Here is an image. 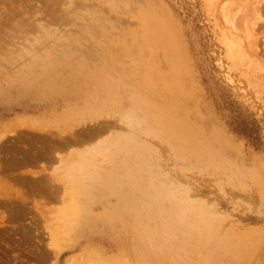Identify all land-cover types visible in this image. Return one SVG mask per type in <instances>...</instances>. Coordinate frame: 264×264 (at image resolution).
I'll return each instance as SVG.
<instances>
[{
	"label": "rangeland",
	"instance_id": "1",
	"mask_svg": "<svg viewBox=\"0 0 264 264\" xmlns=\"http://www.w3.org/2000/svg\"><path fill=\"white\" fill-rule=\"evenodd\" d=\"M137 1L141 4L138 5ZM137 1L0 0V183L4 185V190H0V264H107L106 261L110 259L115 264H209V255L214 252L206 246L209 241L208 232L212 227L209 215L211 207L219 218L218 235L231 232L244 238L247 236L246 243L251 242L257 250L252 256V263L264 264V0ZM238 4L245 5V8L242 7L244 10ZM155 6L160 7V12H167V18L173 23V27L168 25L177 38V44L173 47L178 53L169 55L172 52V42L165 38L160 49L151 44L147 36L152 29L144 30L139 24L137 15L142 10L155 9ZM236 7L239 11L242 10L241 13H236ZM252 8L254 12L249 15ZM255 10H258L260 17L256 16ZM160 16L162 20L161 13ZM230 21L235 22L238 32ZM144 31L146 34L143 35ZM229 33L237 36L241 44L243 55L239 63H233L229 59L225 37ZM165 50L166 55L163 54ZM138 53L142 57L146 55L148 60L154 57L155 63H151L154 71L148 78H162L165 82L163 89L161 84L153 85V103L156 104L154 110L161 111L163 116L157 119L147 115L148 119H144L147 125L143 124L150 127L145 128L146 130L142 127L145 132L152 131L154 135L159 129L162 131L153 138L152 133L151 136H143L141 133L139 124L143 119L133 117L138 112H132V121L136 120V123L133 121L132 124V121L129 122L131 119L128 120L131 117L129 110H134L132 108L135 106L133 100L128 99V91H135L131 93V97L132 94L137 96L134 100L139 106L135 108L142 107L139 117H144L143 111H148L143 108L144 101L147 100L150 104L148 92L142 86L144 74L141 72L144 70L139 66L144 64L136 58L140 56ZM172 64L174 67H183V77L178 80L184 91L183 107L192 127L204 131V135L207 134L213 141L217 140L216 130L234 139L238 147L224 150L228 160L244 173L252 169L255 177L246 175L238 181L231 179L229 167L230 170L215 172L219 173L216 176L214 171H209L212 166L203 162L196 164L198 168L200 165L210 168L199 170L192 164L194 169H188L187 166L191 164L183 159L186 165L178 150L172 147L174 145L170 146L166 135L176 131L179 102L182 98L178 94L179 89L175 87L176 75ZM52 67L56 71H49ZM138 67L142 68L138 73L142 76L133 77L134 71L130 73V70L134 68L136 73L139 71ZM117 99L122 105L117 103ZM108 101H111L109 105ZM89 105L101 109V113L95 118L99 121H95L96 125H93L98 127L111 124L115 128L110 129L111 135L115 137L117 133L116 138L120 137V140L110 138V133L107 132L105 134L110 138L107 140L110 144L115 141V147L106 142L107 136L103 140L109 146L98 139L99 144H105L106 148H101L100 145L99 148L97 142L90 146V149H94L97 145L94 150H98L95 153L92 151L91 157H105L110 147L114 158L112 164L105 161L98 163L102 172H107L96 174L94 179L100 181L91 185L92 190L86 189L88 185L81 189H68L64 183L68 181V172L66 174L63 170L62 174L56 173L57 171L52 170V162L40 161L35 163L37 167L34 163L35 166L10 164L13 159L24 154L23 151L33 152V145L36 148L40 146L41 137L45 138L44 134L45 139L49 136L53 140L68 136H61L60 128H43L49 122H42L41 119H56L62 123L71 121L74 116L70 118L64 109H81ZM126 110L130 116L128 118ZM32 121L37 122L35 124L43 130L37 132L32 128ZM21 122H27V127L16 129L12 134V126ZM92 123L94 122L87 124ZM87 124L78 129H89L86 128ZM93 125L89 127L95 128ZM136 125L139 128H134ZM151 127L156 131L153 128L150 130ZM47 130L51 133L54 131L53 136ZM7 132L9 136L12 135L7 137ZM34 133L44 134L37 135V138ZM32 136L40 139V144ZM135 138L136 141H132ZM143 142L146 145L148 143L154 154L157 152L159 156H150L156 157L153 159L147 156L150 162L147 159L144 161V155L148 154L145 152L151 151ZM141 144L143 146L139 147ZM215 145L218 146L216 142ZM81 149L84 151L85 148ZM129 149L130 154L127 151ZM20 151L23 153L20 154ZM74 152L71 153L75 158ZM66 153L64 155L68 158ZM172 154H177L180 158L175 155L176 159ZM59 155L55 154L58 159L62 156ZM58 159L56 164H59ZM148 162L158 170L152 168L149 171L148 167L151 165ZM182 166H186L185 169ZM40 171L42 174H37ZM181 173L185 175L182 177ZM29 174H32L31 179ZM160 175H163L162 180ZM38 177H43V181L47 178V188L52 187L51 184L56 187H52V192L58 193H55L57 198L49 200L46 193L50 189L37 183L32 184L31 180L34 182ZM64 177L66 179H62ZM52 178L59 184H54ZM112 178L116 183L103 182ZM164 178L168 180L167 184L175 183L174 187H180V190L183 188V194L177 188L178 191L174 188L173 194V186L168 187ZM216 178L225 187H218ZM40 179L38 180L41 181ZM133 179L136 181L134 184ZM10 180L14 182L11 183ZM85 180L91 181L89 178ZM191 182L196 189L192 190L186 185ZM60 186L67 190H62ZM57 188H60L59 191ZM63 192H66L65 197ZM177 192L187 198L183 200L185 197L182 196L180 200ZM228 193L233 197L230 195L229 198ZM224 194L227 199L221 198ZM20 200H24L26 206L22 201L21 206ZM5 201H9L8 204L12 201L15 209L10 208L12 202L8 207ZM16 201L19 202L18 205L15 204ZM206 206L209 207L208 210ZM11 211L14 215L10 214ZM242 212L246 215H242ZM253 216L256 217L255 220ZM149 229H154L156 237L148 236ZM196 230H200V235ZM228 261L231 260L225 255L215 264H227Z\"/></svg>",
	"mask_w": 264,
	"mask_h": 264
},
{
	"label": "bare ground",
	"instance_id": "2",
	"mask_svg": "<svg viewBox=\"0 0 264 264\" xmlns=\"http://www.w3.org/2000/svg\"><path fill=\"white\" fill-rule=\"evenodd\" d=\"M137 1V0H136ZM144 1V0H143ZM240 1V0H239ZM244 1V0H243ZM242 1V2H243ZM58 2V1H57ZM245 2V1H244ZM136 3H138V1L136 2ZM146 3H147V1H146ZM241 3V2H240ZM139 4H141V3H138V5ZM243 4V3H242ZM242 4L241 5H239L240 7H241V9L242 10H244L242 7H244V6H242ZM238 5H237V7H238ZM8 6V5H7ZM10 7V6H9ZM156 8L155 9H148V10H142L141 12H140V14H138L137 15V18H138V20H139V24L140 25H142L144 28H142V29H144V30H150V29H152L151 30V32L149 33V35L147 36V38L149 39V41H151L152 43L151 44H153L154 46H156V47H159V49L161 48V43L163 42V40H164V38L165 39H167V41H169V42H172L171 43V45H172V52L170 51L169 52V55H171L172 53L174 54V53H178L176 50H175V47H173L175 44H177V38L173 35V33L171 32V29H170V27H169V25L170 26H172L173 27V23H170V19H168L167 18V16H166V14H167V12H160L159 11V6H155ZM236 7V8H237ZM12 8V7H11ZM235 8V9H236ZM239 8V7H238ZM236 9V10H238V12H236L235 10H234V12H236V13H239L240 11H242V10H240L239 11V9ZM245 8V7H244ZM114 9H115V7H114ZM158 9V10H157ZM260 9V8H259ZM252 12L250 11V13H249V15L251 14V13H253L254 12V8H252ZM257 11L258 10H255V12H256V16L258 15V13H257ZM160 13L162 14V20H161V16H160ZM166 13V14H165ZM241 13V12H240ZM261 14H263L262 12H261ZM168 15V14H167ZM235 15V14H234ZM238 15V14H237ZM252 15V14H251ZM258 17H260L259 15H258ZM96 18H98V17H96ZM237 17H235V19H236ZM255 18V17H254ZM99 19V18H98ZM228 19V18H227ZM234 19V20H235ZM264 19V18H263ZM169 20V21H168ZM233 20V21H234ZM233 21H230V23H231V25H233V28H234V30L236 31V32H238V29H237V27L235 26L236 24H235V22H233ZM263 21V20H262ZM240 23H241V21H240ZM255 23H257L256 21H255ZM254 23V24H255ZM169 24V25H168ZM252 24V23H251ZM263 25L264 24H262V27H263ZM252 26L254 27V25L252 24ZM258 26V25H257ZM246 27V26H245ZM255 27H256V25H255ZM254 27V28H255ZM260 27V26H259ZM264 28V27H263ZM252 29V28H251ZM257 29V28H256ZM253 30V29H252ZM241 31V30H240ZM255 31H257V30H255ZM144 33L146 34V32L144 31L143 32V35H144ZM226 40H227V51H228V53H229V59L233 62V63H239V61H240V59H241V57H242V48H241V44H240V42L238 41V37L237 36H234L233 34H231V33H229V34H227L226 36ZM251 39H253L252 37H250ZM1 40V39H0ZM259 41V40H258ZM262 42V41H261ZM149 43V42H148ZM258 45V44H257ZM257 45H255V47L257 46ZM264 45V44H263ZM262 45V46H263ZM141 46V45H140ZM152 46V45H151ZM260 46V45H259ZM254 47V46H253ZM254 47V48H255ZM260 48V47H259ZM138 49V48H137ZM137 49H134V50H136L137 51ZM152 49V48H151ZM257 50V49H256ZM166 51L167 50H165L164 51V55H166ZM143 52V51H142ZM146 52V51H145ZM257 52V51H256ZM260 52H261V49H260ZM144 53V52H143ZM168 53V52H167ZM145 54V53H144ZM258 54V53H257ZM133 55V54H132ZM140 55V56H139ZM138 56L139 57H137L136 56V58H139L138 60L139 61H141V62H143V64H144V66L143 65H138L137 64V66H139V67H143V72H141L142 74H144V76H143V80L144 81H142L143 82V88L148 92V96L150 97L149 98V102H150V104L147 102V100H145L144 101V103H145V106H143V108L144 109H146V110H148V111H143V115H144V117L142 116V113H141V115L140 116H142V117H139L138 116V113L139 112H141L140 111V109L142 108H140V109H138L137 107L139 106H137V104H136V102H135V100L134 99H136L137 98V96L135 97L134 96V94H132V97H131V93L132 92H134L135 93V91H132L131 92V90L130 91H128L129 92V96L130 97H128V99L130 98V101H132L133 100V103L135 104V106H137L136 108H135V106L132 108V109H134V110H129L131 113H130V116H129V113H128V111L126 112V115H128L127 116V118L128 117H130L128 120H130L129 122L131 123V121H132V119H133V117H134V119H139V120H141V119H143V122H142V124L144 123L145 125H147V123H145L146 121V119H148L147 118V115H149V116H153V117H155V118H161L162 116H163V113L161 114L160 112H157L156 110H154V107H155V105L156 104H154L153 103V95H154V87H153V85H155V83L156 84H161V89H163V87H164V85H165V82H164V80L161 78H158V79H156V78H152V77H149L148 78V76L149 75H151L150 73L152 72L153 73V71H154V68L152 67V65H151V63L153 64V63H155V61H154V57H151V58H149V60L148 59H146V55L144 56V57H142L141 56V53L139 54L138 53ZM262 56V55H261ZM173 57V56H172ZM133 58H134V56H133ZM132 58V59H133ZM161 60V59H160ZM159 61V60H158ZM160 63V62H159ZM131 64H132V62H131ZM142 64V63H141ZM127 67V66H126ZM128 67H129V65H128ZM138 67V69H139V71H137L136 73H135V69L134 68H132L131 70H130V73H131V71L133 72V77L134 76H142V75H140V74H138L139 72H140V70L142 69V68H139ZM166 67L169 69V66L168 65H166ZM172 67H174V64H172ZM167 68H165V69H167ZM127 69V68H126ZM129 70V69H128ZM163 70V69H162ZM49 71H52V72H54V71H56L55 69H53V67L52 68H50L49 69ZM142 71V70H141ZM168 71V70H167ZM169 71H170V69H169ZM173 72H174V74L176 75V82H175V87L176 88H178L179 89V95L182 97L181 98V100H180V102H179V107H180V113H179V115H178V123H177V128H176V131H174V132H171V135H166V137H167V141L170 143V146H171V144H173L174 146H172V147H175L177 150H178V152L180 153L179 155H180V157H181V160L184 162V160L186 161V162H188L189 164H191V166H187V168L188 169H194V167H192V164L194 165H196L197 163H200L201 164V162H203V163H205L206 165H211L212 166V169L211 170H209L210 172H212V171H214V173L215 172H218V171H221V170H233V171H231L230 170V173H231V179L233 178V179H236L237 181H238V179H240L242 176H246V175H248V176H250V178H252V177H255V174L251 171V170H249V171H247V172H242V170L240 169V168H237V167H235L234 165H233V163H231L229 160H228V158H227V156H226V154H225V152H224V150L225 149H228V148H230V147H233V148H237L238 146H237V142L234 140V139H232L231 137H229V136H227L226 134H224V133H222V132H220V131H215V137L217 138V140H215V141H213V139H211V138H209L208 137V135L206 134V136L204 135V131H201V130H197V129H194L193 127H192V125H191V123L189 122V120H188V114H187V111L184 109V107H183V105H184V101H183V96H184V91H183V89H181V83H180V81L178 80V79H181L182 77H183V67L182 66H176V67H174L173 68ZM126 73V72H125ZM129 73V75H131L132 76V74H130ZM135 73V74H134ZM124 74V73H123ZM128 74V73H127ZM130 76V77H131ZM121 77H124V76H121ZM128 79V78H127ZM123 80L124 79H122V82H123ZM138 80V79H137ZM116 80H114V82H115ZM128 81H129V79H128ZM125 82V81H124ZM130 82V81H129ZM109 83H111V82H109ZM125 83H127V82H125ZM135 84H137V83H135ZM134 84V85H135ZM189 84V83H188ZM122 85H124V83L122 84ZM126 86H127V84H125ZM133 85V86H134ZM140 85V84H139ZM125 86V87H126ZM136 86V85H135ZM128 89V88H127ZM127 96V95H126ZM133 96L135 97V98H133ZM140 97H141V95H140ZM133 98V99H132ZM109 99V98H108ZM92 100H93V98H92ZM118 100V102L117 103H119L120 104V102H119V99H117ZM140 100V102L142 101L141 99H139ZM109 103H108V105L111 103V101H108ZM107 103V102H106ZM105 103V104H106ZM133 103L131 102V105L133 106ZM139 103V102H138ZM143 103V102H142ZM115 104V103H114ZM91 105H92V103H91ZM91 105H89V106H87V107H85V108H81V109H79V108H69V109H64L65 111H67V115H70V118L71 117H73V119L71 118V121L70 120H66L64 123H62L61 121H59V120H56V119H49V120H44V119H41V121L43 122V121H47V122H49L48 124H45V125H43V128H47V127H51V128H60L59 129V134H61V136L62 135H68V136H66V137H64V139H62V137H61V139H58L56 136V138L57 139H49L48 137L49 136H47V139H45L46 138V135L44 134V136H45V138H43V137H41L42 139H41V141H42V144L40 145V146H37V148H36V146H34L33 145V148H35L34 150H33V152H29L28 153V151H26V153H25V151H23L24 152V154H22V155H20L21 153H23V152H19L20 154V156H18L16 159H13V163H11L10 162V164H12V165H19V166H23V165H34L35 163L36 164H38V162H40V161H45V163L46 162H52L53 163V171H57L56 173H60L61 172V174H62V171L63 170H65V171H63V172H65L66 174H67V172H68V175H69V177H68V181H64V183L65 184H67L66 185V187L68 188V189H81V188H83L85 185L87 186V188L86 189H88V190H92L93 189V187L91 186V185H93V184H96V183H98V181H100V180H95L94 178H96V174H101V173H106L107 172V170H105V171H103L102 172V168L99 166V164L98 163H100V162H103V161H105L106 163H108V164H112V162L114 161V158H113V155H112V152L110 151L111 150V148L109 147V149L110 150H108L109 152L107 153V155L105 156V157H102V158H99V159H97V157L95 158V157H91V156H93V154H92V151H94L93 153H95V151H98V150H94L96 147H97V145L99 146H101V148H106L107 146H109V145H107L106 144V142L107 143H109V139L111 138V137H113L114 135H111V133L109 132L110 131V129L111 128H114V127H111L112 125L110 124V126L109 125H104V126H98V127H96L95 125V118H96V116H98L100 113H101V109H98V108H96V107H92ZM107 105V106H108ZM116 105V104H115ZM120 105H122V104H120ZM117 106V105H116ZM136 109V110H135ZM138 109V110H137ZM111 110V109H110ZM133 111H136V112H138L137 113V115H135L136 113H134V115L135 116H133L132 115V112ZM103 114V113H102ZM140 114V113H139ZM133 116V117H132ZM139 118H138V117ZM55 117V116H54ZM137 117V118H136ZM104 117H101V119H103ZM154 118V119H155ZM145 119V120H144ZM98 121H99V119H97ZM106 120V119H105ZM108 120V119H107ZM91 123V122H94V123H92V124H87V123H89V122ZM98 121H96V122H98ZM104 121V120H103ZM133 121H135V123H136V120H133ZM133 121H132V124H133ZM145 121V122H144ZM37 122H40V120L39 121H37ZM37 122H35V123H37ZM102 122V121H101ZM105 122V121H104ZM140 121H138V123H139ZM141 122H140V124H139V127H140V129H141V133L143 134V136L145 135V136H151L152 135V138L154 137V136H156V133H157V135H159V133L160 132H162L160 129H159V132H154L155 133V135L152 133V131H150L153 127H151L150 128V130H148V131H150V132H145L143 129H142V127L144 126V129L145 128H147V126H145L144 124L141 126ZM27 123V122H26ZM26 123L25 122H21V123H18L17 125H15V126H12V131H11V133L13 134L14 133V131L16 130V129H21V128H26L25 127V125H26ZM34 123V121H32L31 122V124H33V125H31V126H34V127H32V128H34V129H36L37 130V132L38 131H42L43 130V128H40L38 125H36ZM108 123V122H107ZM137 123V124H138ZM154 123V122H153ZM158 123H160V121L158 120ZM13 124V123H12ZM11 124V125H12ZM54 124H56V126H52V125H54ZM86 124H87V126L88 127H86V128H89V129H86L85 131H80V129H78L79 127H81V126H83V125H85L86 126ZM93 124H95V125H93ZM89 125L92 127V125L93 126H95V128L93 127V128H90L89 127ZM102 125H103V123H102ZM118 125V124H117ZM149 125V124H148ZM85 126H84V128H85ZM133 125H131V127H132ZM10 127V126H9ZM116 127V126H115ZM137 125H136V127L134 126V128H139ZM150 127V126H149ZM148 127V128H149ZM29 128V127H28ZM32 128H30V129H32ZM38 128V129H37ZM147 128V129H148ZM155 128V127H154ZM154 128H153V130H154ZM14 129V130H13ZM80 131H78V130ZM83 129V128H82ZM115 129V128H114ZM117 129H119V127L117 128ZM131 129V128H130ZM133 129V128H132ZM131 129V130H132ZM77 130V131H76ZM131 130H129V132H131ZM146 130V129H145ZM47 131H49L50 133H51V131L50 130H47ZM113 131V130H112ZM143 131L145 132V134L143 133ZM154 131H156V130H154ZM10 132V131H9ZM16 132V131H15ZM20 132H22V131H20ZM32 132V131H31ZM54 132V131H53ZM52 132V133H53ZM110 133L109 134V137L110 138H108V136H107V134H105V133ZM40 133V132H39ZM51 133V136H53V134ZM56 134H58L57 132H55ZM136 133H138V132H136ZM135 132H134V134H136ZM146 133H149V134H146ZM150 133H152L151 135H150ZM7 134V135H6ZM5 135L8 137L9 136V133L7 132ZM11 134V135H12ZM17 134V133H16ZM34 134H36V133H34ZM43 134L41 133V134H36L35 136L38 138V136L37 135H41V136H43ZM55 134V135H56ZM58 134V135H59ZM105 134V135H104ZM114 134V133H113ZM10 135V136H11ZM18 135V134H17ZM17 135H15L16 137H17ZM116 136H117V133L115 134ZM120 135H123V134H120ZM128 135V134H127ZM9 136V137H10ZM104 136H107V138H105ZM116 136L115 137H113V138H115V139H117V138H119L118 140H120V137H117L116 138ZM128 136H130V135H128ZM138 136V135H137ZM21 137V136H20ZM20 137H19V139H20ZM36 137H33L32 136V138H34V139H36V142L38 143V144H40L39 143V140H37V138ZM54 137V138H55ZM68 137V138H67ZM127 136H125V138H126ZM160 137V136H159ZM2 138V137H1ZM31 137H30V139H32ZM50 138H52V137H50ZM102 139L101 141H103L107 146H105V144L104 145H101V144H99V142H100V140H98V139ZM103 138H105V140H106V142L103 140ZM165 138V137H164ZM108 139V140H107ZM122 139V138H121ZM127 139V138H126ZM129 139V138H128ZM132 139V138H131ZM162 139V138H161ZM2 140V139H1ZM33 140V139H32ZM141 140H143L142 138H141ZM163 140V139H162ZM161 140V141H162ZM18 141V140H17ZM20 141V140H19ZM99 141V142H98ZM112 141V140H111ZM132 141H136V138H135V140H132ZM147 141V140H146ZM96 142H97V145H96V147H94V149H93V147H92V149H90L91 147L90 146H92V145H94V143L96 144ZM115 141H112V144H110L111 146H114V143ZM145 142V141H144ZM144 142L142 143L144 146H146L147 148H149L150 149V153H152V154H150L149 152H145V154L146 153H148L147 155H144L146 158H143V160L144 159H147L149 162H150V160H149V158H147V156H152V155H158L159 156V154L156 152L155 154H154V152H153V149L150 147V145L147 143V145H146V143L144 144ZM148 142V141H147ZM215 142L218 144V146H216L215 145ZM3 143V142H2ZM32 143L34 144V140L32 141ZM136 143V142H135ZM137 144L139 145L140 143L137 141ZM137 144H136V146H137ZM140 145L139 147H142L143 145ZM162 144H165L164 142H162ZM166 144H168V143H166ZM30 145H31V142H30ZM28 146V145H27ZM87 146H89L88 148H87ZM100 146H99V148H100ZM103 146V147H102ZM166 146H168V145H166ZM28 147H30V146H28ZM31 147H32V145H31ZM115 147V146H114ZM20 148V147H19ZM23 148V147H22ZM81 148H85L84 149V151L81 149ZM146 148V149H147ZM23 149H25V148H23ZM80 149H81V151H80ZM98 149V148H97ZM148 149V150H149ZM20 150H22V149H20ZM25 150H28L27 148L25 149ZM76 150H78L79 152H81V153H78V151H76ZM118 150V149H117ZM145 150V149H144ZM148 150H146V151H148ZM74 152V154H75V158H74V156L72 155V153L71 152ZM128 151V153L130 154L131 153V149H129V150H127ZM67 152V153H66ZM76 152H77V154H76ZM90 152V153H89ZM100 152V151H99ZM141 152V151H140ZM58 153H61L60 155H62V156H60ZM64 153H66V155L68 156V158H70V159H68V158H66V156L64 155ZM132 153H133V151H132ZM139 153V152H138ZM55 154H57V155H59L60 156V158L58 159L56 156H55ZM71 154L73 157H70L69 155ZM92 154V155H91ZM150 154V155H149ZM18 155V154H17ZM133 155H134V153H133ZM136 155V154H135ZM143 155V154H142ZM173 155V154H172ZM176 156H177V154H175ZM175 155H173V157H175ZM179 155L177 156V157H179ZM140 157H141V154H140ZM161 157V156H160ZM179 157V158H180ZM1 158V157H0ZM134 158H136V157H134ZM153 158H156L155 156L154 157H150V159H153ZM162 158V157H161ZM176 158V157H175ZM3 159V158H2ZM57 159H58V163L59 164H56L57 163ZM137 159V158H136ZM177 159V158H176ZM184 159V160H183ZM1 160V159H0ZM181 160H178V162L179 161H181ZM144 161H146V160H144ZM2 162V161H1ZM56 162V163H55ZM136 162V161H135ZM140 162V161H139ZM148 162V163H149ZM254 162V161H253ZM34 163V164H33ZM41 163H43V162H41ZM54 163L57 165H54ZM143 163H145V162H143ZM142 163V164H143ZM185 163V162H184ZM261 163V162H260ZM35 164V165H36ZM40 164V163H39ZM140 164V163H139ZM151 166H152V163H149ZM186 164V163H185ZM255 164H257L256 162H255ZM34 165V166H35ZM136 165H138V164H136ZM144 165V164H143ZM146 165V164H145ZM187 165V164H186ZM254 165V164H253ZM258 165V164H257ZM38 165H36V167H37ZM41 166V165H40ZM43 166V165H42ZM54 166H55V168H54ZM59 166H60V168H59ZM115 166V165H114ZM149 166L148 168V170L149 171H152L153 169L152 168H155L156 169V171L158 170L156 167H154V166ZM197 166V165H196ZM201 166V165H200ZM200 166H199V168H198V166L197 167H195V168H198L199 170L200 169H202V170H207L208 168H210V167H206V168H203V166H201V168H200ZM1 167V166H0ZM46 167V166H45ZM51 167V166H50ZM57 167H58V169H57ZM151 167V168H150ZM183 167V166H182ZM180 168V167H178L179 169H182V170H184L185 168L184 167H186V166H184L183 168ZM205 167V166H204ZM230 169H229V168ZM232 167L234 168V169H232ZM48 168V167H47ZM64 168V169H63ZM118 168V167H117ZM262 168V167H261ZM41 169V168H40ZM62 169V170H61ZM110 169V168H109ZM125 169V168H124ZM152 169V170H151ZM260 169V168H259ZM258 169V170H259ZM42 170V169H41ZM45 170H46V168H45ZM61 170V171H60ZM49 171V170H48ZM59 171V172H58ZM160 171V170H159ZM176 171H178L179 172V170L177 169ZM181 171V170H180ZM186 171H188L187 169H186ZM186 171H184V172H186ZM44 172V171H43ZM47 172V171H46ZM169 172V171H168ZM167 172V173H168ZM153 173V172H152ZM0 174H1V170H0ZM34 174V173H33ZM37 174H42V172L40 171V173L38 172ZM36 174V175H37ZM47 174V173H46ZM51 173H49V175H50ZM52 174H53V172H52ZM134 174V173H133ZM166 174V173H165ZM165 174H164V177H165ZM182 174V173H181ZM180 174V175H181ZM32 174H29V176H31ZM43 175H44V173H43ZM154 175H157V174H154ZM185 175V174H184ZM183 174H182V177L184 176ZM215 175L216 176H218L219 175V173H215ZM3 176H5V175H3ZM22 176V175H21ZM28 176V177H29ZM35 176V174L33 175V177ZM38 176V175H37ZM46 176H48V174L46 175ZM51 176V175H50ZM54 175H52V177H53ZM116 176V175H115ZM158 176V175H157ZM166 176H168L167 174H166ZM24 178H25V176H23ZM36 177V176H35ZM34 177V178H35ZM159 177V176H158ZM161 177H163V175L161 176L160 175V179H161ZM2 178V177H1ZM9 178V177H8ZM13 178V177H12ZM11 178V179H12ZM17 178L18 179H20L19 178V176H17ZM22 178V177H21ZM23 178V179H24ZM30 179L32 178V176L31 177H29ZM42 178L43 177H41V179L38 177V179H40L41 181H39L37 178V180L36 181H34L33 182V180H31L32 181V184H34V183H37V184H40V185H42L43 187H45L46 189H50V192L48 193H46V194H48L49 195V198L48 197H46V199L48 198L49 200L50 199H55V195L57 194L58 195V193H56V191L55 192H52L53 191V189H52V187L54 186L53 184H51V186L52 187H48L47 188V186H49V181H47V178H46V181H43L42 180ZM48 178H49V176H48ZM85 178H89V180H91L90 182H86V180H85ZM93 178V179H92ZM167 178V177H166ZM166 178H164L165 180H166ZM169 178V177H168ZM167 178V179H168ZM13 179H15V178H13ZM25 179H27L26 181H28V178H25ZM29 179V180H30ZM50 179V178H49ZM53 179V178H52ZM59 179V178H58ZM62 179H66L65 177L64 178H62ZM61 178H60V180L59 181H61L62 180ZM129 179H131V177L129 178ZM9 180V179H8ZM51 180V179H50ZM54 180L55 179H53L52 180V182L54 183V184H56L57 183V185L59 184L57 181L56 182H54ZM57 180V179H56ZM125 180V179H124ZM162 180V179H161ZM163 181L165 184H167L168 183V180H166V181ZM217 182H216V185L219 187V185H223V184H221V181H219L220 179H215ZM10 181H12V180H10ZM23 181V180H22ZM38 181H39V183H38ZM128 181V180H127ZM170 181H172L171 179H170ZM0 182H2V180L0 181ZM8 182V181H7ZM14 181H12L11 183H13ZM21 182V181H20ZM51 182V181H50ZM103 182H113V183H116V181H114L113 180V178L112 179H109V180H107V181H103ZM5 183V182H4ZM64 183L62 182V186L64 185ZM127 183V182H126ZM134 183H136V181L133 179V184ZM177 183V182H176ZM194 183H195V181H194ZM236 183V182H235ZM243 183V182H242ZM128 184H130V183H128ZM196 184H198V183H196ZM8 185V184H7ZM14 185V184H13ZM16 185V184H15ZM36 185V184H35ZM125 185V184H124ZM168 185V187L171 185V186H175V183H173V185L172 184H167ZM167 185H166V187H167ZM177 185V184H176ZM188 187H190V189H196V187H195V185L191 182V184H186ZM199 185V184H198ZM232 185V184H231ZM2 186H4V185H2L1 183H0V190L1 189H3V187ZM132 186V185H131ZM131 186H129V187H131ZM172 187L171 189V192L173 193V192H175V190H177V189H179V191H180V193L181 194H183L182 192L183 191H181V190H183V188L180 190V187ZM224 186V185H223ZM237 186L238 185H236V188H237ZM6 187V186H5ZM4 187V188H5ZM55 187V186H54ZM53 187V188H54ZM58 187V186H57ZM167 187V188H168ZM225 187V186H224ZM231 187V186H230ZM7 188V187H6ZM5 188V189H6ZM56 188V187H55ZM60 188L62 189V187L60 186ZM59 188V189H60ZM64 188V187H63ZM67 188L65 189V190H67ZM174 188H175V190H174ZM177 188V189H176ZM220 188H222L221 186H220ZM59 189L57 188V190L59 191ZM64 189H62V190H64ZM108 189V188H107ZM109 189H111V188H109ZM163 189V188H162ZM198 189V188H197ZM218 189V188H217ZM223 189V188H222ZM221 189V190H222ZM225 189V188H224ZM227 189H228V187H227ZM4 190V189H3ZM6 190H8V189H6ZM130 190H132L131 188H130ZM147 190V189H146ZM174 190V191H173ZM230 190V189H229ZM228 190V191H229ZM57 191V192H58ZM178 191V190H177ZM224 191H226V190H224ZM223 191V192H224ZM230 191H232V190H230ZM229 191V192H230ZM5 192V191H4ZM61 192V191H60ZM162 192H164V191H162ZM56 193V194H55ZM179 193V195H178V192H177V194L176 195H178V196H180V200H184V199H186L187 197H185L184 195H182L183 197H185V198H182L181 199V194ZM220 193H221V191H220ZM7 194V193H6ZM13 194V193H12ZM64 196L63 197H65V194H66V192H65V194H64V192L62 193ZM174 194V193H173ZM18 195V194H17ZM38 195V194H37ZM186 195V194H185ZM218 195V194H217ZM227 195H229V193L227 194ZM227 195H225L224 194V196L222 197L221 195V198H226V196ZM230 195H231V193H230ZM230 195H229V198H231L230 197ZM233 195H234V197L236 198V196H235V194L233 193ZM45 196V195H44ZM219 196V195H218ZM232 196V195H231ZM2 197H4V196H2ZM176 197V196H175ZM233 197V196H232ZM253 197V196H252ZM57 198V197H56ZM59 198V197H58ZM60 198H62L61 196H60ZM59 198V199H60ZM177 198V200H178V197H176ZM214 198V197H213ZM216 198H217V196H216ZM220 198V199H221ZM249 198H251V196L249 197ZM62 199H64V198H62ZM67 199V198H66ZM93 199V197L90 199V200H92ZM218 199V198H217ZM227 199V198H226ZM233 199V198H232ZM253 200H254V198H252ZM251 199V202H253V200ZM58 200V199H57ZM223 200V199H222ZM222 200H221V202H222ZM14 201V200H13ZM21 201H22V203H23V201L24 200H20V205H21ZM56 201V200H55ZM59 201V200H58ZM215 201V200H214ZM217 201V200H216ZM227 201V200H226ZM228 201H230V200H228ZM227 201V202H228ZM232 201V200H231ZM4 202V201H3ZM3 202H2V205H3ZM6 202V201H5ZM7 202H9V201H7ZM6 202V203H7ZM12 202V201H11ZM10 202V203H11ZM26 202V201H25ZM47 202V201H46ZM57 202V201H56ZM240 202V201H239ZM9 203V204H10ZM18 203L19 202H17L16 201V205H18ZM211 203V202H210ZM210 203H208V204H210ZM225 203V202H224ZM240 203H242V201L240 202ZM8 203L6 204V206H8L9 205ZM24 204V203H23ZM35 204H37V203H35ZM206 205H207V202L205 203ZM218 204V206H219V203H217ZM227 204V203H226ZM229 204H232L231 202L229 203ZM235 204V203H234ZM233 204V205H234ZM237 204V203H236ZM12 205V207H10ZM10 206H8V207H10L11 209H15V208H13V206H14V204H13V202H12V204H11ZM25 205V204H24ZM38 205V204H37ZM213 205V204H212ZM232 205V206H233ZM21 206H23V205H21ZM26 206V205H25ZM36 206V205H35ZM241 206V205H240ZM16 207V206H15ZM19 207V206H18ZM201 207V206H200ZM203 207V206H202ZM201 207V208H202ZM220 207V206H219ZM9 208V209H10ZM20 209H21V207H19ZM27 208V207H26ZM205 208V207H204ZM206 208H207V210L209 209V207H207L206 206ZM221 208V207H220ZM238 208V207H237ZM35 209H37V208H35ZM22 210V209H21ZM207 210H205L206 211V213L208 214V211ZM12 211H14V210H12ZM10 212V214L12 213H14V212ZM16 211V213H18L17 212V209L15 210ZM22 211H24V210H22ZM228 211H229V209H228ZM243 212H244V210H242ZM242 212V213H243ZM245 213V212H244ZM244 213L242 214V215H244ZM19 214V213H18ZM218 214V213H217ZM229 214V213H228ZM14 215V214H13ZM209 215L211 216V220H212V227H210V229H209V232H208V239H209V241H208V243H207V245L206 246H208V250H214V252L213 253H211L210 255H209V264H215L216 263V261L217 260H219L222 256H225L226 255V257L228 256V258L231 260V261H228L227 262V264H253L252 263V256L257 252V250L255 249V247L251 244V242L249 243V244H247L246 243V239L245 238H248L247 236H245V238L242 236V235H239V236H237V235H235V233L234 234H232L231 232L229 233V232H227L225 235H218V222H219V218L216 216V213L214 212V210H213V207H211V209L209 210ZM246 215V214H245ZM244 215V216H245ZM18 216V215H17ZM251 216V215H250ZM19 217V216H18ZM10 218V217H9ZM11 218H13V217H11ZM253 218H254V216H253ZM252 219V218H251ZM251 219H250V221H251ZM256 219V217L254 218V220ZM11 220V219H10ZM14 220V219H13ZM260 219H257V221H259ZM94 220L92 219L91 220V222H93ZM251 222H253V221H251ZM222 229L220 228V231H221ZM148 232V236L149 237H153V236H155V231H154V229H149V230H147ZM195 231V230H194ZM196 231H198V233H199V235H200V233L201 232H199L200 230H196ZM219 231V232H220ZM158 232V231H157ZM160 232H162V231H160ZM195 233V232H194ZM197 233V232H196ZM221 233H222V231H221ZM198 236V235H197ZM156 237V236H155ZM201 237V236H200ZM205 237V236H204ZM202 238V237H201ZM161 245V244H160ZM202 245L203 246H205L204 245V243H202ZM52 246V245H51ZM158 246H159V244H158ZM54 247H56V246H54ZM129 247H131L130 245H129ZM132 247H134V246H132ZM150 247H151V244H150ZM155 247V246H154ZM162 247V246H161ZM179 248V247H178ZM183 249V248H182ZM194 251H195V249H193ZM180 252V251H179ZM185 252V251H184ZM183 252V253H184ZM189 253V252H188ZM161 254H165V253H161ZM185 254V253H184ZM183 254V255H184ZM141 257V256H140ZM185 257V256H184ZM146 258V257H145ZM151 258V257H150ZM154 258V257H153ZM147 259H149V258H147ZM157 259V258H156ZM159 259H161V257L159 258ZM116 260H118V259H116ZM121 261V260H120ZM154 261V260H153ZM101 262H103V261H101ZM106 263L107 264H115V262H114V260L113 259H110V260H107L106 261ZM121 263H123V262H121ZM157 263V262H156ZM102 264V263H101ZM155 264V263H154ZM158 264H162V263H158ZM204 264H205V262H204Z\"/></svg>",
	"mask_w": 264,
	"mask_h": 264
}]
</instances>
